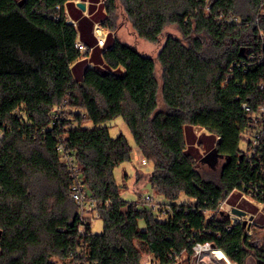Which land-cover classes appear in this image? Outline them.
Listing matches in <instances>:
<instances>
[{"label":"trees","instance_id":"1","mask_svg":"<svg viewBox=\"0 0 264 264\" xmlns=\"http://www.w3.org/2000/svg\"><path fill=\"white\" fill-rule=\"evenodd\" d=\"M73 1L0 0V264H139L145 253L182 264L198 243L264 264V236L219 210L242 192L264 204V162L241 157L264 105V0H119L138 38L163 37L156 57L117 38V0H106L101 48L95 14ZM118 117L153 164L162 217L121 197L113 171L132 148L104 125ZM187 130L224 160L218 171L189 151ZM78 181L101 233L70 196Z\"/></svg>","mask_w":264,"mask_h":264},{"label":"rangeland","instance_id":"2","mask_svg":"<svg viewBox=\"0 0 264 264\" xmlns=\"http://www.w3.org/2000/svg\"><path fill=\"white\" fill-rule=\"evenodd\" d=\"M99 2V9L103 13L104 20L101 22V28H103L106 32H109V28L103 26L104 21L107 20V14L105 12V3L106 0H97ZM119 0H117V10L115 12V21L114 24L117 27V30L115 32V35L117 38L126 44L129 45H135L136 48L141 51L142 53L151 56L156 57L158 52L161 49V46L164 42L163 37L160 40L159 44H152L148 43L145 40L138 38L136 34L133 31V28L130 24V22L122 15V8L120 6ZM166 33H172L175 35H178V33L174 30V28L169 27L166 29ZM66 111H74L75 108H64ZM106 126H109L110 134L113 138L119 136L120 134L124 135L126 139L128 140L131 148H132V156L131 160L128 162H124L121 165L117 166L114 171L113 175L118 184H120L122 187L120 189L121 197L129 202L137 203L139 207H143L142 205V199L146 195H152L154 198V203L157 204L158 207H161V209L165 206L163 203L167 200H165L162 196L156 195L153 193L151 187L149 186L147 180L149 177V174L153 170V164L149 161H147L145 166L140 167L139 162L142 159L141 154L138 152L132 135L130 133V130L124 120L120 117L107 122L104 124ZM86 127L92 126L90 123H85ZM202 130L197 129V135L201 133ZM189 133V131L187 130ZM0 132V137H1ZM204 139V138H203ZM188 146L189 151H192L195 155H197L201 161H205L206 159H212L214 158V150L210 148V144L207 140H204L203 145L200 146L196 142V136L194 137L191 133L188 135ZM241 147L243 145L241 144ZM137 150V151H136ZM224 163V160H217L214 167H216L215 171H218L220 166ZM236 194V193H235ZM229 196L225 198L221 202V211H223L224 214L230 215L231 218H236L234 214L230 213V210L232 207L239 208L240 204H243V210L247 212V216L253 215V222L250 226V228L247 230V234L250 238L254 239L255 241H259V237L264 236V206L258 205L255 202H250V199L246 197L247 200H244L241 198L240 194H237V198H231L228 202ZM242 199L241 201H238ZM184 199L181 198V201ZM247 203V204H246ZM251 205V206H248ZM253 208V209H252ZM154 210L157 209L155 208ZM153 210V211H154ZM79 212L82 214V217L89 219L91 221V229L93 233H101L103 228V222L102 220L98 219L96 216V209L95 205L91 204V201L87 198H85V201L83 204L79 205ZM247 223L249 220H246ZM254 225H257V228L252 227ZM140 228L143 229L144 226L142 223H140ZM217 259L218 258L217 256ZM216 258H213L208 262V264H234L230 262L227 258L217 260ZM60 264H71L70 262L60 263ZM182 264H203L197 260L196 257H191L188 262H183ZM246 264H254V258L249 257Z\"/></svg>","mask_w":264,"mask_h":264},{"label":"built area","instance_id":"3","mask_svg":"<svg viewBox=\"0 0 264 264\" xmlns=\"http://www.w3.org/2000/svg\"><path fill=\"white\" fill-rule=\"evenodd\" d=\"M94 33H95V36L97 38V44L100 47H102L105 43V36H104L103 29L99 25H95ZM75 47L80 51L86 50L85 46L78 39L75 43ZM244 108L246 110H250L246 106H244ZM58 110H60V108ZM243 137H244V143H243V147H241V157H244L245 160L248 162H254V163L261 162V163H263L264 162V105L259 106L256 109V111H254V113H252L250 125H249L248 129L245 131ZM146 163H147V161L145 160L144 157H142V159L139 162V165H140V167H142V166H145ZM70 196L76 201V203L78 205L84 203L85 198H87V197H86L85 192L83 191L82 184L79 181L77 183H75L74 186L72 187L71 192H70ZM240 196L244 200L249 201L248 199H246V197H248L250 199V202L252 201L258 205L264 206L263 203L257 202V200L255 198V194L253 192H249V193L242 192V193H240ZM241 200L242 199L239 198L238 201H241ZM141 201H142V205H145L152 210H154L156 208L157 212H156V210H154V212H156L161 217L164 215V212L168 211V207H166V205L164 204L165 202L163 203L165 206L161 209V207H158L157 204H155L153 202L154 198L152 195L144 196V198ZM91 204L94 205V203L92 201H91ZM220 207H221V205H220ZM220 207H219V210L221 211ZM232 208L240 209L236 206L232 207ZM232 208H231V210H232ZM231 210H230V213L234 214L231 212ZM240 210H243V209H240ZM243 211H245V210H243ZM221 212L223 213V211H221ZM246 214H247V212H246ZM226 215L229 217L232 224H241L244 220L245 221L248 220V217H249L247 215L245 217H242V216H238V215L234 214L236 216V218H231L230 215H228V214H226ZM81 216H82V214H81ZM252 222H253V220L251 221V224H252ZM192 250H193L192 256L196 257L197 260L203 264H208V262H210V260H212L213 258H216V255H215L216 252H221L220 250H217L216 248H214L209 243L195 244L193 246ZM223 256H224V258H226L224 254H223ZM217 260L220 261V259H217ZM139 264H160V263L156 259H154L150 254L145 253L141 256Z\"/></svg>","mask_w":264,"mask_h":264},{"label":"crops","instance_id":"4","mask_svg":"<svg viewBox=\"0 0 264 264\" xmlns=\"http://www.w3.org/2000/svg\"><path fill=\"white\" fill-rule=\"evenodd\" d=\"M79 2H83L85 3V11H82V13L84 15H87V11H88V8L90 7L91 8V12L92 14H95V18H96V22L94 23V26H93V35L95 37V42H96V46L101 48L98 44H97V38L95 36V33H94V27L95 25H99L101 26V22H103L104 20V16H103V13L101 12V10L99 9V2L97 0H74L73 3H74V8L75 10L79 9L77 7V3ZM80 10V9H79ZM81 11V10H80ZM69 17V21L70 22H73L72 18L68 15ZM103 29V28H102ZM103 32H104V36H105V41L109 35V32H106L104 29H103ZM90 66H92L90 64ZM138 150V149H137ZM139 152V151H138ZM140 153V152H139ZM141 154V153H140ZM142 156V155H141ZM143 157V156H142Z\"/></svg>","mask_w":264,"mask_h":264},{"label":"water","instance_id":"5","mask_svg":"<svg viewBox=\"0 0 264 264\" xmlns=\"http://www.w3.org/2000/svg\"><path fill=\"white\" fill-rule=\"evenodd\" d=\"M77 7L81 11H85V9H86L85 3H83V2L77 3ZM213 157L214 158H212V159H206L205 161H202V162L208 163L209 165H211L212 167H214L215 164H216V162H217V160L219 159V157L217 156V154L215 153V151H214ZM231 212L234 213V214H236V215H238V216H242V217H245L247 215L245 211L240 210V209H237V208H232ZM253 218H254V216L253 215H250L248 217V220H249L248 223L245 220L241 223L242 227L243 228H246L248 230L250 228V226H251V221L253 220Z\"/></svg>","mask_w":264,"mask_h":264},{"label":"bare ground","instance_id":"6","mask_svg":"<svg viewBox=\"0 0 264 264\" xmlns=\"http://www.w3.org/2000/svg\"><path fill=\"white\" fill-rule=\"evenodd\" d=\"M136 151H137V150H136ZM215 255H216V258H217V256H218V258H220V259H223V258H224L223 254L220 253V252H216ZM225 259H226V258H225Z\"/></svg>","mask_w":264,"mask_h":264}]
</instances>
